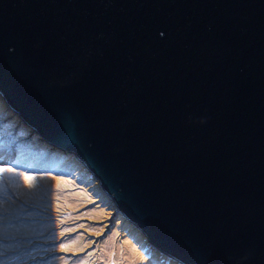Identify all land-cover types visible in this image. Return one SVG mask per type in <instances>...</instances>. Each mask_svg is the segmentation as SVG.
I'll return each mask as SVG.
<instances>
[{
	"label": "water",
	"instance_id": "water-1",
	"mask_svg": "<svg viewBox=\"0 0 264 264\" xmlns=\"http://www.w3.org/2000/svg\"><path fill=\"white\" fill-rule=\"evenodd\" d=\"M0 93L158 252L264 264V0H0Z\"/></svg>",
	"mask_w": 264,
	"mask_h": 264
},
{
	"label": "rangeland",
	"instance_id": "rangeland-1",
	"mask_svg": "<svg viewBox=\"0 0 264 264\" xmlns=\"http://www.w3.org/2000/svg\"><path fill=\"white\" fill-rule=\"evenodd\" d=\"M24 119L0 93L1 142L26 145L0 162L11 169L0 172V264H182L153 249L74 154Z\"/></svg>",
	"mask_w": 264,
	"mask_h": 264
},
{
	"label": "bare ground",
	"instance_id": "bare-ground-1",
	"mask_svg": "<svg viewBox=\"0 0 264 264\" xmlns=\"http://www.w3.org/2000/svg\"><path fill=\"white\" fill-rule=\"evenodd\" d=\"M0 160H2V161H10V157H0ZM29 177H31V176H29ZM32 178V177H31ZM18 189H19V191L21 192L22 190H21V182L19 183V185H18ZM123 255H125L126 257H130V255L128 254V250H125L124 252H123Z\"/></svg>",
	"mask_w": 264,
	"mask_h": 264
},
{
	"label": "trees",
	"instance_id": "trees-1",
	"mask_svg": "<svg viewBox=\"0 0 264 264\" xmlns=\"http://www.w3.org/2000/svg\"><path fill=\"white\" fill-rule=\"evenodd\" d=\"M17 125L24 126L23 124H17ZM17 125H16V126H17ZM24 127H25V126H24ZM18 146H20V147H22V148H25V147H26V145H23V143H21V142L18 143ZM30 162L32 163V165L34 164L33 159H32ZM158 253H159V252H158ZM161 256H163V255L161 254Z\"/></svg>",
	"mask_w": 264,
	"mask_h": 264
},
{
	"label": "snow or ice",
	"instance_id": "snow-or-ice-1",
	"mask_svg": "<svg viewBox=\"0 0 264 264\" xmlns=\"http://www.w3.org/2000/svg\"><path fill=\"white\" fill-rule=\"evenodd\" d=\"M4 171H11V169H3V168H0V172H4ZM26 180H31L32 178L31 177H25Z\"/></svg>",
	"mask_w": 264,
	"mask_h": 264
}]
</instances>
